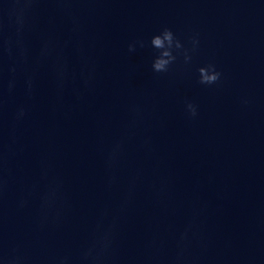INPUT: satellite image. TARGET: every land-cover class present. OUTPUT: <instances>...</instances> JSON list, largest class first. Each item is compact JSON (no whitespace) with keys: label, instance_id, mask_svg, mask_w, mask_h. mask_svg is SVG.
<instances>
[{"label":"water","instance_id":"water-1","mask_svg":"<svg viewBox=\"0 0 264 264\" xmlns=\"http://www.w3.org/2000/svg\"><path fill=\"white\" fill-rule=\"evenodd\" d=\"M0 264H264V0H0Z\"/></svg>","mask_w":264,"mask_h":264},{"label":"clouds","instance_id":"clouds-1","mask_svg":"<svg viewBox=\"0 0 264 264\" xmlns=\"http://www.w3.org/2000/svg\"><path fill=\"white\" fill-rule=\"evenodd\" d=\"M150 40L151 45L158 50L151 59V66L156 72H167L181 52L185 62L191 61L192 50L197 48L200 43L198 34L192 35L190 37L191 48H189L176 32L168 26H164L159 31L151 34ZM144 43V39L133 40L129 42L128 48L129 50L135 51L138 44L140 47H143ZM198 73L199 81L205 84H212L222 76L221 70L211 61L201 64L198 67ZM186 109L191 115L195 116L198 111V106L194 102L188 101ZM22 112L23 109H21Z\"/></svg>","mask_w":264,"mask_h":264}]
</instances>
